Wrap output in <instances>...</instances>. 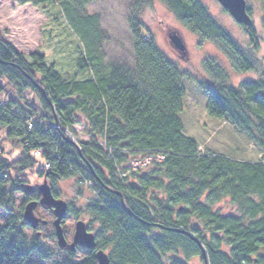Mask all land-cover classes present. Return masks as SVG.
<instances>
[{
	"label": "trees",
	"instance_id": "obj_1",
	"mask_svg": "<svg viewBox=\"0 0 264 264\" xmlns=\"http://www.w3.org/2000/svg\"><path fill=\"white\" fill-rule=\"evenodd\" d=\"M14 1L36 7L58 4L82 41L83 52L72 77H67L46 62L45 54L24 56L0 37V79L11 84L18 97L31 91L40 104L34 108L9 96L0 99V135L18 139L20 145L19 155L9 160L0 142V207L13 205L16 191L27 200L39 199L36 188L28 193L24 187L33 171L46 177L55 197L56 181L79 176L95 192L85 211L110 235V264H166L163 258L171 253L183 259L171 258L168 264H189L194 256L205 264L203 250L208 264H264V160L198 151L196 140L183 133L180 118L183 73L158 49L153 35L142 34V24L130 18L131 71L103 64L98 16L85 13L93 0ZM158 1L201 40L221 47L235 70L254 69L201 0ZM136 2L148 6L153 0ZM243 28L257 45L253 24ZM213 65L206 64L218 73ZM87 70L86 78H75ZM202 89L209 115L225 118L264 149V73L236 87L220 83L216 89ZM78 115L85 120V140L68 137L80 121ZM35 150L41 152L39 158L33 156ZM141 153L150 156L146 164L128 168L134 162L131 156ZM39 160L43 163L35 171ZM151 190H161L164 197ZM225 197L237 207L236 213L212 208ZM70 205L67 214L78 219L81 208ZM22 212L12 213L0 225V264H33L30 254L37 244L29 246ZM68 255L72 258L73 253ZM75 264H96L94 253Z\"/></svg>",
	"mask_w": 264,
	"mask_h": 264
},
{
	"label": "rangeland",
	"instance_id": "obj_2",
	"mask_svg": "<svg viewBox=\"0 0 264 264\" xmlns=\"http://www.w3.org/2000/svg\"><path fill=\"white\" fill-rule=\"evenodd\" d=\"M201 2L209 14L221 24L240 49L252 60L254 69L235 70L227 53L221 47L213 41L201 40L196 34L185 28L173 13L158 0H153L148 6L138 5L136 0H93L85 7V13L88 16H98L99 29L104 34L102 42L103 64L116 63L127 70L132 71L134 69L129 28L130 18L135 17L142 24V34L151 33L153 35L158 49L183 73L181 83L185 92L180 113L183 133L196 140L200 153L210 152L241 161L264 160V149L237 131L225 118H217L208 114L206 109L207 98L202 89L203 85L216 89L220 83L236 87L242 80L261 77L264 73L263 5L260 0H246L257 35L258 44L254 45L249 41L243 26L238 24L217 0H201ZM172 32L181 39L184 47L183 52L177 50L171 43L169 34ZM0 37L12 44L24 56H28L32 52L45 54L46 62H53L56 69L67 77H72L75 71L76 58L80 52H83L82 41L77 33L70 28L60 6L56 3L36 7L30 4L19 5L14 0H0ZM208 61L218 66V73L206 66ZM88 75V70L81 73L77 72L75 78L84 79ZM0 84L4 88V91L0 93L1 100L7 99L9 96L22 104L39 108L38 99L31 91L27 90L21 97H18L14 87L8 84L5 79L1 78ZM78 119L80 121L73 125L71 131L68 132V137L85 140L88 138L85 133V120L81 115H78ZM0 142L5 148V154L9 160H13L19 155L18 139H5L2 132ZM131 157L134 162H130L128 168L132 170L143 167L150 159V156L143 153ZM42 163V160L37 162L35 171ZM45 166L46 164L43 165L44 168H46ZM153 166L151 163L147 168L150 169ZM142 170L143 168L139 171L142 172ZM27 177V184L33 186L34 189L43 181V177L34 171ZM87 182V180L82 182L79 176H72L56 181L54 189L58 198L65 200L68 205L71 203L81 208L78 219L84 221L87 229L94 233L97 249L101 247L100 249L109 255L111 251V244L108 242L109 233L102 230L99 221L85 211L87 202L95 197L92 185ZM150 193L158 198L164 197L161 190H151ZM13 196V205H8L6 208L0 207V225L12 213H21L25 203L29 201L21 191L14 192ZM202 200H205V197ZM177 207L175 206V209ZM212 208L222 214L237 212V207L228 197L213 204ZM67 213H69V207ZM34 214L38 218L46 220L47 224H39L35 229L29 225L25 228L29 246H32L33 242L37 244L30 254V260L33 264H63L67 263L69 259L70 264H75L95 252L79 246H76L73 251L68 250L67 247L61 248L54 233L52 221L55 216L52 209L39 205ZM70 214H67L63 223L67 246L72 242L77 220ZM26 250L28 251V247ZM68 251L73 253L72 258H69ZM261 254L264 255V251H261ZM171 258L183 259L182 255L171 253L166 255L163 260L168 264ZM188 263L203 264L196 256L191 257Z\"/></svg>",
	"mask_w": 264,
	"mask_h": 264
},
{
	"label": "water",
	"instance_id": "obj_3",
	"mask_svg": "<svg viewBox=\"0 0 264 264\" xmlns=\"http://www.w3.org/2000/svg\"><path fill=\"white\" fill-rule=\"evenodd\" d=\"M221 6L232 16V18L240 25L251 26L253 20L250 13L248 12V7L246 0H217ZM169 38L173 46L180 51H183V43L178 35L174 32L169 34ZM264 95V93H263ZM99 180V179H98ZM103 184V183H101ZM105 186V185H104ZM26 191L29 193L33 190V186L26 184ZM37 191L39 193L38 200H29L25 203L22 218L23 220L32 228L35 229L39 224H47L46 220L38 218L34 211L39 206L42 205L46 208L52 209V212L55 216L52 224L54 226V233L57 238L58 245L61 248H66L70 251H73L76 246L86 248L89 250H94V256L96 259V264H110L109 255L105 253L102 249H97L96 239L94 233L87 229V226L84 221L77 219L74 226V232L72 236V242L68 244L64 236L62 223L67 215L68 205L67 202L61 198H57L53 195L51 186L47 181L46 177L43 178V181L37 185ZM204 262L208 264L205 251Z\"/></svg>",
	"mask_w": 264,
	"mask_h": 264
},
{
	"label": "built area",
	"instance_id": "obj_4",
	"mask_svg": "<svg viewBox=\"0 0 264 264\" xmlns=\"http://www.w3.org/2000/svg\"><path fill=\"white\" fill-rule=\"evenodd\" d=\"M40 154H41V152L39 151V150H35V151H33V156L34 157H40ZM45 165V164H44ZM45 167H48V164H46V166Z\"/></svg>",
	"mask_w": 264,
	"mask_h": 264
},
{
	"label": "flooded vegetation",
	"instance_id": "obj_5",
	"mask_svg": "<svg viewBox=\"0 0 264 264\" xmlns=\"http://www.w3.org/2000/svg\"><path fill=\"white\" fill-rule=\"evenodd\" d=\"M183 52V51H182ZM64 223V222H63ZM63 223H62V228H63ZM37 233L39 234V231H37Z\"/></svg>",
	"mask_w": 264,
	"mask_h": 264
}]
</instances>
